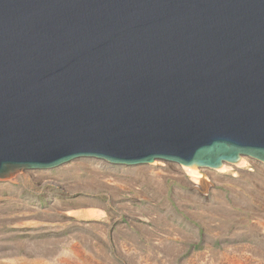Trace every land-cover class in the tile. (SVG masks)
Listing matches in <instances>:
<instances>
[{
	"label": "water",
	"instance_id": "obj_1",
	"mask_svg": "<svg viewBox=\"0 0 264 264\" xmlns=\"http://www.w3.org/2000/svg\"><path fill=\"white\" fill-rule=\"evenodd\" d=\"M243 157L264 164V0H0V179Z\"/></svg>",
	"mask_w": 264,
	"mask_h": 264
},
{
	"label": "rangeland",
	"instance_id": "obj_2",
	"mask_svg": "<svg viewBox=\"0 0 264 264\" xmlns=\"http://www.w3.org/2000/svg\"><path fill=\"white\" fill-rule=\"evenodd\" d=\"M227 257L264 264V164L249 157L196 175L164 161L76 159L0 179V264Z\"/></svg>",
	"mask_w": 264,
	"mask_h": 264
},
{
	"label": "bare ground",
	"instance_id": "obj_3",
	"mask_svg": "<svg viewBox=\"0 0 264 264\" xmlns=\"http://www.w3.org/2000/svg\"><path fill=\"white\" fill-rule=\"evenodd\" d=\"M224 166V165H223ZM222 166V168H223ZM184 167V169H186L187 171H189L190 173H193V174H197L198 171H199V168H194V167H187V166H182ZM206 185V184H204ZM240 252V251H239ZM244 252V251H243ZM242 252V253H243ZM247 254V253H246ZM254 258V257H253ZM256 259V258H255ZM179 260V259H178ZM196 260V259H195ZM189 261V260H188ZM182 262V261H181ZM181 262H178L177 260H172L170 261V264H263L262 261L260 260H253L251 258H248V257H227V258H222V259H212V260H209L208 261H204V260H201V261H195L193 260V262H185V263H181ZM135 263V262H133ZM148 264V263H147Z\"/></svg>",
	"mask_w": 264,
	"mask_h": 264
}]
</instances>
